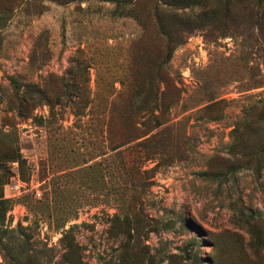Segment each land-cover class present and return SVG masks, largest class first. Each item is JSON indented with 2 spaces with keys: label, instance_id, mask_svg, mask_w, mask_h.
<instances>
[{
  "label": "rangeland",
  "instance_id": "rangeland-1",
  "mask_svg": "<svg viewBox=\"0 0 264 264\" xmlns=\"http://www.w3.org/2000/svg\"><path fill=\"white\" fill-rule=\"evenodd\" d=\"M171 1L0 0V264H264V0Z\"/></svg>",
  "mask_w": 264,
  "mask_h": 264
},
{
  "label": "trees",
  "instance_id": "trees-1",
  "mask_svg": "<svg viewBox=\"0 0 264 264\" xmlns=\"http://www.w3.org/2000/svg\"><path fill=\"white\" fill-rule=\"evenodd\" d=\"M57 5H64L73 1H81V0H49ZM102 1H106V2H112L115 4V7L113 9L112 15L113 16H121L122 13L121 12H117L120 8H124L125 6H129L132 5L134 3V0H102ZM158 2H161L163 5L165 6H169L172 7V1L170 2L167 0H157ZM204 2L205 0H199L198 3L200 2ZM197 3V2H196ZM163 35L165 36V42L163 45V60H162V64L165 65L171 57L172 52L174 51V49L180 45L183 40L180 38V34L179 32L176 30L174 32L170 31L168 33H163ZM232 133L236 136V128L232 129ZM234 142V140H233ZM233 142L229 145V152H228V156L230 158H236L238 156H242V153L240 150H238L239 152H235L234 149L236 148V143L233 144ZM241 147L244 148V145L241 144ZM245 148H247V146H245ZM243 156H246V164L248 165L249 163H254L253 162V158H255L254 154H243ZM256 173L259 172V168L256 164V168H255ZM202 177H206V173H200L199 174ZM2 201L4 200H0V203H2Z\"/></svg>",
  "mask_w": 264,
  "mask_h": 264
}]
</instances>
